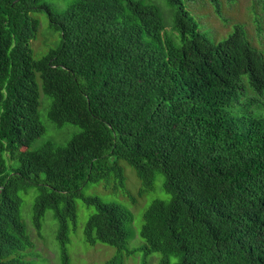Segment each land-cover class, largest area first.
Wrapping results in <instances>:
<instances>
[{
	"label": "trees",
	"instance_id": "1",
	"mask_svg": "<svg viewBox=\"0 0 264 264\" xmlns=\"http://www.w3.org/2000/svg\"><path fill=\"white\" fill-rule=\"evenodd\" d=\"M196 1L206 0H0V264H35L23 255L34 246L21 215L31 189V223L41 234L53 213L62 264L77 201L95 210L86 243L115 247L107 264H123L132 214L84 193L123 187L121 162L135 169L140 195L159 175L169 195L144 214L146 257L264 264V49L240 23L213 40ZM207 1L228 23L222 0ZM259 7L251 11L264 27ZM42 22L57 42L38 55ZM42 92L46 120L79 129L65 145L33 148L48 128Z\"/></svg>",
	"mask_w": 264,
	"mask_h": 264
},
{
	"label": "rangeland",
	"instance_id": "2",
	"mask_svg": "<svg viewBox=\"0 0 264 264\" xmlns=\"http://www.w3.org/2000/svg\"><path fill=\"white\" fill-rule=\"evenodd\" d=\"M233 4H229L228 0H222L221 15L228 19V23H223L221 18L215 12L212 4L207 0L203 3L196 1L191 3L193 14L201 16V23L207 27L203 31L207 33L212 39L213 34L218 39L226 38L232 32L234 26L238 23L244 25L252 41L255 42L259 48L264 49V44L260 46L258 40L264 43V27L260 23H256L255 14L252 12L254 4H258L257 14H259V21L264 25V3L260 0H235ZM263 7V9H262ZM44 18V17H42ZM197 21V20H196ZM261 27V28H260ZM211 29V30H210ZM260 29V30H258ZM170 31V28H168ZM212 30L214 32H212ZM214 40V39H213ZM57 39L55 34L48 30L46 22H42L39 28V33L36 40L32 43V47L36 54H45L50 48L56 45ZM37 56L36 58H42ZM48 98L43 92L41 93L42 106L40 109L41 119L47 125V132L34 144L33 148L41 147L48 141H52L58 145H65L70 138L79 131L77 127L66 126L59 130L53 127L52 124L46 120L48 109ZM45 117V120H44ZM9 164L11 163L8 161ZM13 164L18 165L17 162ZM121 166L125 173V185L115 191L105 188L103 183L97 185H89L85 187V195L88 197H98L106 203H116L123 205L131 214L133 221L129 225V238L122 254L124 256L123 264H159L163 257L159 253H152L146 257L145 252L140 250L144 247L145 241L141 237V229L144 224V214L155 200H168L169 195L164 190V177L157 176L154 185L151 189L144 188L143 195L140 191L143 189V184L137 176L133 167L126 162H121ZM35 189L24 193L23 204L21 208V215L27 224L28 234L30 235L34 246L23 253L25 261H32L35 264H62L61 247L57 241L58 223L51 211H48L42 220V232L39 234L32 222L33 207L35 200ZM78 205V224L76 231L70 234V243L68 245V254L70 257V264H107L118 255V250L115 247L98 243L91 246L85 241L84 228L90 217L95 213L93 208H87L82 201L76 202ZM31 215V220H30ZM139 249V250H137ZM135 253L128 255L129 251Z\"/></svg>",
	"mask_w": 264,
	"mask_h": 264
}]
</instances>
